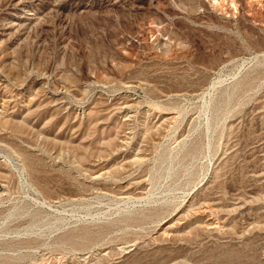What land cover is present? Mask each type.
Returning <instances> with one entry per match:
<instances>
[{"label": "rangeland", "instance_id": "374dc122", "mask_svg": "<svg viewBox=\"0 0 264 264\" xmlns=\"http://www.w3.org/2000/svg\"><path fill=\"white\" fill-rule=\"evenodd\" d=\"M0 264H264V0H0Z\"/></svg>", "mask_w": 264, "mask_h": 264}, {"label": "bare ground", "instance_id": "6f19581e", "mask_svg": "<svg viewBox=\"0 0 264 264\" xmlns=\"http://www.w3.org/2000/svg\"><path fill=\"white\" fill-rule=\"evenodd\" d=\"M19 17H20V16H19ZM11 25H12V24H11ZM16 27H17V26H16ZM8 30H9V29H8ZM172 119H173V116H172V117H171V116H169V117L167 116V118H166L165 121L170 122V120H172ZM205 206H206V205H205ZM200 212H201V211H200ZM210 225H211V224H210ZM210 225H209V226H210Z\"/></svg>", "mask_w": 264, "mask_h": 264}]
</instances>
